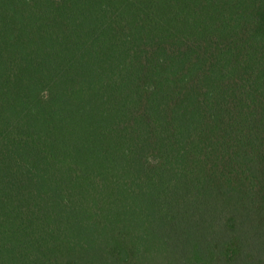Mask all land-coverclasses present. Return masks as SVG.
Returning <instances> with one entry per match:
<instances>
[{
	"label": "trees",
	"instance_id": "16d2710c",
	"mask_svg": "<svg viewBox=\"0 0 264 264\" xmlns=\"http://www.w3.org/2000/svg\"><path fill=\"white\" fill-rule=\"evenodd\" d=\"M0 264H264V0H0Z\"/></svg>",
	"mask_w": 264,
	"mask_h": 264
}]
</instances>
